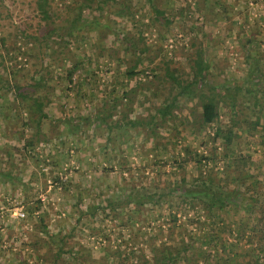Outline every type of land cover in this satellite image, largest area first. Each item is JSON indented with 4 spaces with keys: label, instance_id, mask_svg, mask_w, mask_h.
I'll return each instance as SVG.
<instances>
[{
    "label": "rangeland",
    "instance_id": "374dc122",
    "mask_svg": "<svg viewBox=\"0 0 264 264\" xmlns=\"http://www.w3.org/2000/svg\"><path fill=\"white\" fill-rule=\"evenodd\" d=\"M80 1L46 0L47 18H43L37 0H0V102L5 109L0 113V131L6 138L0 143V170H9L7 177L0 174V264H48L30 255V240L36 236L47 239L40 231L37 210L28 212V207L37 204L42 208L46 230L63 236L65 250L71 248L73 254L86 255L88 260L83 264H99L102 260L98 257L110 246L121 252L144 246L147 256L150 243L157 237L179 239L189 228H185L182 216L177 220L179 225L172 227L165 205H161L160 215L155 206H142L132 216L133 227L121 224L124 215L111 217L107 209V214L101 212L95 219L89 214L78 219V209L102 203L103 196H111L117 187L122 194L131 182L140 185L149 180L151 184L169 185L175 174L189 176L194 172L191 166L187 163L181 168L173 160L181 155L183 145L204 154L213 153L222 166L221 140L210 137L216 122L227 127L235 125L240 134L234 136L232 149L248 154L264 173V0H91L77 16L73 7ZM120 8L122 12L118 13ZM72 18L75 22L70 21ZM137 34L142 38L128 46L127 38L136 39ZM143 43L146 48L141 50ZM99 47L114 61L120 58L127 69L137 72L127 84L134 90L127 96L134 101L133 117H140L144 109L153 110L169 95V82L162 76L164 62L186 80L197 49L208 63L205 76L218 91L221 85H241L244 91L236 94L233 107L228 105V98L219 102L218 119L205 128L194 121V100L179 96L172 118L160 121L155 116L158 123L154 138L138 133V125L136 131L127 128L129 142H116L117 150L110 152L102 130L92 134L90 127L82 123L65 133L69 125L66 119L79 111L74 90L65 77L66 68L74 59L92 62L94 50ZM253 62L263 72L255 94L245 91L253 81L249 76ZM110 72V85L129 79L113 67ZM99 73L94 77L101 80ZM39 76L44 81H38ZM13 83L20 85V90H39L46 96L45 110L52 121L43 118L41 132L36 135L34 123L25 126L18 114L22 110L21 115H26L22 107L27 99L20 102V107L16 105L19 100L11 101ZM90 86L95 88L92 82ZM256 115L260 124L249 131ZM132 116L126 114L125 119ZM13 133L31 136L29 146L18 147L21 143L14 141ZM157 140L171 146L154 148ZM119 163L130 170L121 172ZM228 167L232 171L233 166ZM257 178V184L264 187V174L258 173ZM60 183L68 188L63 189ZM74 195L80 199L77 201ZM168 207L174 209L171 202ZM14 209L21 210L23 216H14ZM42 250L48 257L47 248L43 246Z\"/></svg>",
    "mask_w": 264,
    "mask_h": 264
},
{
    "label": "trees",
    "instance_id": "16d2710c",
    "mask_svg": "<svg viewBox=\"0 0 264 264\" xmlns=\"http://www.w3.org/2000/svg\"><path fill=\"white\" fill-rule=\"evenodd\" d=\"M90 1L81 0L76 4L73 7L76 9L75 14L77 16L82 14L83 7L89 6ZM45 2L46 0H37V8L43 18H47ZM117 12H122V9L120 8ZM163 19L168 21L166 17ZM70 21L75 22L74 18ZM136 37V39L127 38L128 46L132 47L138 43V38H142L138 34ZM0 41H2L1 36ZM67 44L68 42L65 41L64 45ZM145 48L146 44L143 43L140 49L144 50ZM102 49L99 47L94 50L95 56L92 62L89 60V62L84 63L83 59H74L66 68L65 77L69 86L74 90L75 104L78 105L76 108L79 111L70 114L66 119L69 125L65 133L75 130L82 123L90 127L92 134L102 130L105 142L109 143L106 145L110 152L117 150L116 142H129V136L125 133L127 128H130V131H136L135 126L138 125V133L154 138L156 135L154 126L158 123L155 116H158L160 121L172 118L173 108L179 104V96L191 101L194 100L197 108L196 111V108L192 111L194 121L198 127L205 128L218 119L219 102H224V98H228L230 100L228 105L233 107L237 102L236 94L244 91L241 85L238 88L236 85H221L220 91H218L217 86L207 80L205 75L208 63L203 57L202 51L197 49L192 58L190 78L186 80L181 77V73H175L169 68L167 62H164V74L162 76L169 82V90L166 91L169 95L158 103L153 110L144 109L145 112L140 117H133L134 101L127 96L129 92L134 90L131 85L127 84L133 75H137V72L132 68L127 69L120 58L114 61V58L107 56ZM110 62H112L111 65ZM253 63L249 71V76L252 77L253 81L252 84H249V89L245 91H251L255 94L262 84L261 74L263 72L257 62ZM96 67L98 68L94 71ZM112 67L123 78L129 79L127 81L125 79L119 80L120 82L116 80L110 85L109 81L113 79L110 72ZM0 69H3L2 65ZM98 71L103 77L101 80L94 77ZM107 71L110 73L107 74ZM106 74L107 76H105ZM153 76L156 77L157 74L155 73ZM43 79L45 78L42 76L37 78L38 81ZM5 82L10 83L8 79H5ZM91 82L95 88L90 86ZM137 83L134 82V85ZM39 86L41 87V85ZM88 87L89 89H87ZM10 89L13 93L11 101L19 100L17 106L20 107V102L27 99L22 107V109L25 107L26 115H21L22 110L18 113L24 118L22 123L25 126L30 125L31 121L34 123L35 132L33 135L41 132L43 118H47L49 122L52 121L47 110H45L47 99L44 93L32 89L20 90V85L14 83L10 84ZM172 89L175 91L171 92ZM229 90L232 92L229 93ZM145 99L146 97H144ZM254 101L257 104L259 102L256 96ZM64 103L63 100L61 105ZM84 107L86 110L83 109ZM14 110L15 107L12 106L11 111ZM3 112L5 109L3 103L0 102V113L3 114ZM126 114L132 117L125 119ZM259 120V115L254 116L249 126L251 129L248 130L255 129L260 124ZM234 126L227 127V125L216 122L213 128L211 127V139L213 141L221 140V146L224 150L221 154V158H224L222 163L220 162L222 166L217 163V158L213 153L204 154L203 151H196L190 145H183L180 149L181 155L173 160L175 165L181 168L188 163L194 171L189 176L186 173L175 174L172 183L169 185L151 184L149 180L140 185L131 182L122 194H120L122 189L117 187L111 196H103L104 200L100 203L102 205L92 203L91 206L79 207L78 219L84 214L92 215V218L95 219V215H99L101 212L107 214L105 211L107 209L111 217L124 215V222L121 220V224L127 225L129 223L128 227H133L132 216L137 210H141L142 206H155L159 212L158 215H160V207L165 205L172 227L179 225L177 220L182 216L185 228H189L186 233L180 235L179 239L157 237L156 241L150 243L147 256L144 255V246L139 249L131 248L127 252H121L120 248L110 246V249H105L102 255L98 257L102 260L99 264H264V187L257 184V174L263 175L264 173L256 165V162L250 159L248 154L232 149L234 136L238 133ZM193 129L194 126L190 132H193ZM12 135L16 143H21L17 145L18 147L27 148L29 146L31 136L24 137L22 133H13ZM5 142L4 133L0 131V143ZM105 142L103 147H105ZM166 145H168L167 141L157 140L154 148ZM169 148L172 149L173 147ZM105 153L107 154L108 151ZM94 156H98V153H95ZM230 165L233 166L232 171L228 170ZM118 169L121 172L130 170L128 165L123 163H119ZM0 174L7 177L9 170H0ZM60 184L63 189L68 188L64 183ZM74 198L77 201L80 199L78 195H74ZM170 202L174 205L172 211L168 207ZM33 210H37L36 216L39 220L40 231L44 232L47 237V239H43L36 236L29 241L32 246L30 255L35 260L41 258L48 264H72L73 261H75L74 264H83L88 260L86 255L81 256L77 252L73 254L71 248L65 250L63 248V236H55L52 231L46 230L42 208L40 209L38 204L32 208L28 207L29 213L32 214ZM159 230L164 231L162 228ZM26 243L28 242L26 241ZM43 246L49 251L48 257L44 256L43 250L40 251ZM21 262L23 263L25 260L21 259Z\"/></svg>",
    "mask_w": 264,
    "mask_h": 264
},
{
    "label": "built area",
    "instance_id": "2783aa9c",
    "mask_svg": "<svg viewBox=\"0 0 264 264\" xmlns=\"http://www.w3.org/2000/svg\"><path fill=\"white\" fill-rule=\"evenodd\" d=\"M13 215L17 216V217H21V216H23V212L21 210H19V209H14L13 210Z\"/></svg>",
    "mask_w": 264,
    "mask_h": 264
}]
</instances>
